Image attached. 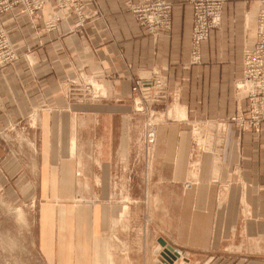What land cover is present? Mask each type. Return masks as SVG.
Here are the masks:
<instances>
[{"label": "crops", "instance_id": "1", "mask_svg": "<svg viewBox=\"0 0 264 264\" xmlns=\"http://www.w3.org/2000/svg\"><path fill=\"white\" fill-rule=\"evenodd\" d=\"M95 1L103 17L80 29L62 12L49 32L5 18L18 59L0 73V189L39 197L52 264H157L161 240L173 264H264V124L228 121L246 109L259 4L226 0L194 64L190 0H133L170 4L156 39L124 0ZM154 77L166 91L146 152L131 85Z\"/></svg>", "mask_w": 264, "mask_h": 264}, {"label": "rangeland", "instance_id": "2", "mask_svg": "<svg viewBox=\"0 0 264 264\" xmlns=\"http://www.w3.org/2000/svg\"><path fill=\"white\" fill-rule=\"evenodd\" d=\"M225 1L221 4V15ZM246 1L257 2L256 0ZM123 3L126 11L130 12L134 16L138 25L153 39L158 38V36L170 30V4L163 2L169 6L168 28L153 32L141 25L139 21H137L134 13L131 11L132 5L137 3L140 4L141 2L124 0ZM257 3L259 4V2ZM45 10L49 12V18L43 17ZM261 10L262 5L259 4L255 30L253 33V46L257 39L258 16ZM61 12L64 15H72L75 17L76 22L73 25L75 29L82 28L90 17L95 19H101V17H103V14L98 9L95 0H0V73L6 68L11 67L18 59V55L16 54L11 40V35L6 27L5 18L7 16H11L13 20L16 14L22 15L30 25L33 24L34 20L42 19L44 30L49 32L54 30L59 24L60 16L58 13ZM219 26L211 29L210 31L217 29ZM203 41L199 42L197 48H195L192 44V41L190 42V56L191 61L194 64L200 62L199 47ZM239 84L240 87H246L243 84V67L242 78L240 79ZM94 85V80L87 82V98H92L93 95H95V92H97ZM131 91L137 97V100L134 102V110L137 114H139L136 116V125L137 127L139 126V128L143 129L142 150L149 152L150 146L154 140V126L159 120V115L156 113L159 111L158 109L160 108L162 99L165 96L166 83L162 77H154L146 80L136 79L132 82ZM245 99L247 101L245 111L240 114H235L229 118L228 121L235 123L237 126L245 125L248 128L255 129L260 124H264V118L261 119L259 114L250 113L252 105L250 103V99L248 98V92H246ZM255 122H257V124ZM138 132L140 131H137V133ZM12 149H14L13 145ZM21 190L24 192L22 195L16 194L14 189H0V264H52L51 255L53 254V249H49L48 245L41 241L42 236L40 229L41 222L39 219V197L34 194H29V191H26L25 189ZM162 250L163 248L160 246V251L162 252ZM157 256L158 255H156L155 259H157Z\"/></svg>", "mask_w": 264, "mask_h": 264}, {"label": "built area", "instance_id": "3", "mask_svg": "<svg viewBox=\"0 0 264 264\" xmlns=\"http://www.w3.org/2000/svg\"><path fill=\"white\" fill-rule=\"evenodd\" d=\"M225 0H191L193 5L192 44L197 48L205 40L211 29L220 24L221 4ZM262 5L258 16L257 39L254 46L243 56V84L252 105L251 114L264 118V0H256ZM137 21L148 30L156 32L168 28L169 6L161 1L141 2L131 6ZM53 27V26H51ZM257 124V122H255ZM151 136V135H150ZM180 258L179 252L175 251Z\"/></svg>", "mask_w": 264, "mask_h": 264}, {"label": "water", "instance_id": "4", "mask_svg": "<svg viewBox=\"0 0 264 264\" xmlns=\"http://www.w3.org/2000/svg\"><path fill=\"white\" fill-rule=\"evenodd\" d=\"M159 245L163 248L162 252L160 251V246H158L157 250L155 251V255L157 259H155L157 264H173V260L176 258L175 255L171 253L170 247H165V243L161 240L159 241Z\"/></svg>", "mask_w": 264, "mask_h": 264}]
</instances>
